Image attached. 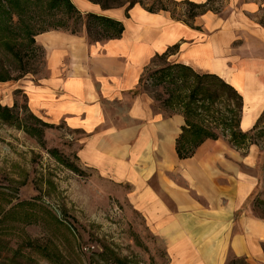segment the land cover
Returning a JSON list of instances; mask_svg holds the SVG:
<instances>
[{
    "label": "crops",
    "instance_id": "obj_1",
    "mask_svg": "<svg viewBox=\"0 0 264 264\" xmlns=\"http://www.w3.org/2000/svg\"><path fill=\"white\" fill-rule=\"evenodd\" d=\"M83 14L120 22L119 37L94 41L86 21L77 33L42 32L45 74L21 83L40 118L83 133L77 157L124 186L130 205L166 250L169 264H264V217L251 209L262 180L263 155L207 139L181 158L182 113L167 114L142 89L148 67L170 47L168 60L216 74L242 96V130L264 112V0H225L193 24L142 4L105 9L71 0ZM204 2L206 0H191ZM247 119L245 120V117Z\"/></svg>",
    "mask_w": 264,
    "mask_h": 264
},
{
    "label": "rangeland",
    "instance_id": "obj_2",
    "mask_svg": "<svg viewBox=\"0 0 264 264\" xmlns=\"http://www.w3.org/2000/svg\"><path fill=\"white\" fill-rule=\"evenodd\" d=\"M45 1L20 0L24 8L7 3L10 12L0 13V264H169L165 248L130 205L124 186L108 183L77 157L82 131L63 121L40 118L20 86L47 71L46 51L38 35L62 30L50 24L62 13L49 14ZM141 1L151 6L160 0ZM166 3L178 14L187 11L174 0ZM225 4L218 0L216 6L223 10ZM85 21L86 17L70 19L69 28L63 30L79 32ZM168 64H175L168 56L156 58L142 79V89L155 106L168 115L198 107L199 114L189 115L190 120L203 123L241 152L259 146L264 161V112L254 129L243 130L249 134L246 142L235 145L231 131L242 130L244 105L232 112V107H239L238 98L221 87L215 100H202L201 94L192 99L194 76L160 79L159 70ZM205 83L214 90L218 87L209 79ZM180 91L185 100L169 103L170 94ZM261 178L251 209L264 217V173Z\"/></svg>",
    "mask_w": 264,
    "mask_h": 264
},
{
    "label": "trees",
    "instance_id": "obj_3",
    "mask_svg": "<svg viewBox=\"0 0 264 264\" xmlns=\"http://www.w3.org/2000/svg\"><path fill=\"white\" fill-rule=\"evenodd\" d=\"M93 2L99 3L103 8H113V7H121L127 6V9L134 6L136 3L142 4L149 11L156 12L160 10H169L171 11L173 17L177 19H182L189 24H193L194 19L209 10L220 12L221 10L216 6L218 0H206L204 2H195L191 0H174L175 5L177 6H186L187 11L183 14H178L175 9H172L167 3V0L158 1L159 4L147 6L143 4L141 0H91ZM11 6L15 5L17 8H24V5L21 4L20 0H0V13H9L10 9H8L6 4ZM45 10H49V14H54L57 16V13H62L61 17L57 19V21H52L50 24L53 29H68L69 28V20L72 19L74 22L86 17V27L87 33L90 39L94 41L115 38L119 37L124 30L123 25L110 19L108 17L96 15L93 13H87L83 15L73 4L71 0H46L45 1ZM53 11V12H52ZM55 11V12H54ZM60 11V12H59ZM56 13V14H55ZM47 14V13H46ZM2 15V14H1ZM48 30V29H46ZM72 33H77L78 31L75 29L70 30ZM178 49V45H174L170 47L163 54L157 55L156 58L162 56H168L171 52H174ZM160 71V79L162 81L168 80V78L172 81L178 80V78H183L187 80L191 76H194L195 83L190 84L191 92L189 97L194 100H197L200 96H202V100L206 97H212L214 100L219 98L220 96V87L222 90H228L231 94V97L238 98L237 105L239 107H232L230 110L235 113L238 109H242L243 99L242 96L238 93L236 89H234L230 84L225 82L221 77L216 74L203 73L199 74L197 72L192 71L190 67L181 63L168 64ZM193 74V75H192ZM209 79L214 81L218 87L214 90L212 88L213 85H206L205 81ZM180 99L181 101L185 100V97L182 96V92L171 93L168 97L169 103L170 100ZM241 101V102H239ZM172 104V103H171ZM188 104V103H187ZM186 113V114H185ZM183 115L186 118V125L183 127V132L178 138L177 141V151L181 158H186L191 156L196 148L202 144L207 139H217L218 136L214 132L210 131L203 123H198L190 120L189 115L191 114H199L198 107H187L186 112ZM242 120V119H241ZM240 120V121H241ZM257 124L255 125V127ZM254 127V128H255ZM253 128V129H254ZM232 142L235 145H241L246 142L249 137L248 132H244L240 129H232L231 131ZM228 264H248L241 258H234L228 262Z\"/></svg>",
    "mask_w": 264,
    "mask_h": 264
}]
</instances>
